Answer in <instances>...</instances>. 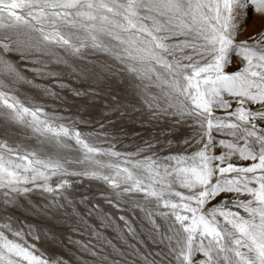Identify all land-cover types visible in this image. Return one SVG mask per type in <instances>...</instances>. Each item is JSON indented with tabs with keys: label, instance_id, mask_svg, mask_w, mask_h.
<instances>
[{
	"label": "snow or ice",
	"instance_id": "1",
	"mask_svg": "<svg viewBox=\"0 0 264 264\" xmlns=\"http://www.w3.org/2000/svg\"><path fill=\"white\" fill-rule=\"evenodd\" d=\"M0 264H264V0H0Z\"/></svg>",
	"mask_w": 264,
	"mask_h": 264
},
{
	"label": "rangeland",
	"instance_id": "2",
	"mask_svg": "<svg viewBox=\"0 0 264 264\" xmlns=\"http://www.w3.org/2000/svg\"><path fill=\"white\" fill-rule=\"evenodd\" d=\"M235 70V65L229 69V71H234ZM139 106V105H138ZM102 105L97 103V105L94 107V116L99 115L100 109ZM141 118L140 113L136 112L132 114V118L128 119L126 118L123 121V126L125 129L129 132L130 137L125 140L123 145H120L119 147L121 150H129L132 151L135 149V146L137 143L141 142V137L143 138H148L150 133L154 132V129L152 128L151 125L145 123V124H140L138 121ZM139 133V135H136V133ZM76 191H77V196L81 193H87L89 195L91 194H96L99 191L104 189V185H102L98 181L94 180H88L84 179L81 184L75 185ZM78 189V190H77ZM99 199V197H97ZM101 206L109 212H115L116 210L111 208L110 205L106 204L103 202V200H100ZM35 223L39 225L44 231H47L50 227H53L54 225V230L57 232V236L60 238H63L65 240V243L67 242V235L71 234L68 231V226L63 224L62 222H54V221H41V224H39L40 220H34ZM45 222V223H44ZM95 222V221H94ZM111 234V233H110ZM74 238L75 234H72ZM41 244V247L48 252L52 253H63L65 255H68V250L66 248H63L60 245L53 244L50 239L45 238L42 236L41 241L39 242ZM45 247V248H44ZM71 247V245H69Z\"/></svg>",
	"mask_w": 264,
	"mask_h": 264
},
{
	"label": "bare ground",
	"instance_id": "3",
	"mask_svg": "<svg viewBox=\"0 0 264 264\" xmlns=\"http://www.w3.org/2000/svg\"><path fill=\"white\" fill-rule=\"evenodd\" d=\"M89 111L91 112V114L94 116V107H92V108H90L89 109ZM78 190V189H77ZM38 199V198H37ZM30 219H33V218H30ZM34 220H40V222H39V224H41V221H42V219H40L39 217H36V218H34ZM43 221H45V220H43ZM35 222V221H34ZM46 222V221H45ZM44 222V223H45ZM59 236V235H58ZM40 246H41V244H40ZM45 248V247H44Z\"/></svg>",
	"mask_w": 264,
	"mask_h": 264
}]
</instances>
